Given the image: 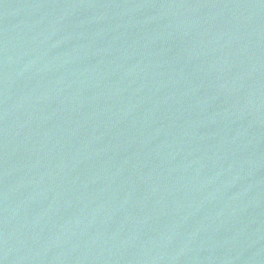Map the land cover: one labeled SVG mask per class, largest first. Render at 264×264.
<instances>
[{
	"label": "water",
	"instance_id": "1",
	"mask_svg": "<svg viewBox=\"0 0 264 264\" xmlns=\"http://www.w3.org/2000/svg\"><path fill=\"white\" fill-rule=\"evenodd\" d=\"M0 264H264V0H0Z\"/></svg>",
	"mask_w": 264,
	"mask_h": 264
}]
</instances>
